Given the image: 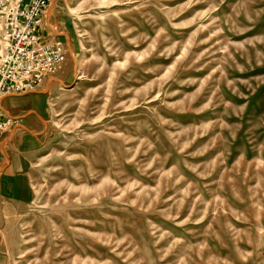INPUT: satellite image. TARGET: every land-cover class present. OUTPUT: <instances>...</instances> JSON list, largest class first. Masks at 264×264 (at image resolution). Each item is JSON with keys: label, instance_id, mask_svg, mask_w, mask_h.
<instances>
[{"label": "rangeland", "instance_id": "1", "mask_svg": "<svg viewBox=\"0 0 264 264\" xmlns=\"http://www.w3.org/2000/svg\"><path fill=\"white\" fill-rule=\"evenodd\" d=\"M43 19L63 60L0 98L7 264H264V0H52Z\"/></svg>", "mask_w": 264, "mask_h": 264}, {"label": "built area", "instance_id": "2", "mask_svg": "<svg viewBox=\"0 0 264 264\" xmlns=\"http://www.w3.org/2000/svg\"><path fill=\"white\" fill-rule=\"evenodd\" d=\"M51 1L0 0V98L35 87L63 60V42L42 30ZM8 124L0 106V137Z\"/></svg>", "mask_w": 264, "mask_h": 264}, {"label": "crops", "instance_id": "3", "mask_svg": "<svg viewBox=\"0 0 264 264\" xmlns=\"http://www.w3.org/2000/svg\"><path fill=\"white\" fill-rule=\"evenodd\" d=\"M1 165L2 164H0V166ZM6 168L9 169L8 171L16 170V166H15L14 162L11 160H9V163L6 166ZM6 168H3V170L1 171L2 175L0 176V196L2 194H4V195L8 194V190L10 189L11 182L15 181V179H16L14 176L11 175V172H9V173H8V171L4 172V170H6ZM1 207H2V205L0 204V210H3ZM0 217H1V215H0ZM0 264H7V257L5 256V252H3L2 250H0Z\"/></svg>", "mask_w": 264, "mask_h": 264}]
</instances>
